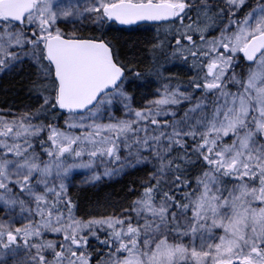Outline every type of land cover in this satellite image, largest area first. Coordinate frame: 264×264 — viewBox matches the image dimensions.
<instances>
[{
	"label": "snow or ice",
	"instance_id": "1",
	"mask_svg": "<svg viewBox=\"0 0 264 264\" xmlns=\"http://www.w3.org/2000/svg\"><path fill=\"white\" fill-rule=\"evenodd\" d=\"M0 264H264V0H0Z\"/></svg>",
	"mask_w": 264,
	"mask_h": 264
},
{
	"label": "trees",
	"instance_id": "2",
	"mask_svg": "<svg viewBox=\"0 0 264 264\" xmlns=\"http://www.w3.org/2000/svg\"><path fill=\"white\" fill-rule=\"evenodd\" d=\"M123 185L122 184H114L111 187H107L106 191L108 192H113V193H119L122 189ZM100 195H103V193H99ZM86 195H91V194H86Z\"/></svg>",
	"mask_w": 264,
	"mask_h": 264
}]
</instances>
